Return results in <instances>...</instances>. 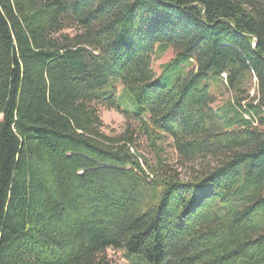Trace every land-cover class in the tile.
Returning a JSON list of instances; mask_svg holds the SVG:
<instances>
[{
    "label": "trees",
    "instance_id": "obj_1",
    "mask_svg": "<svg viewBox=\"0 0 264 264\" xmlns=\"http://www.w3.org/2000/svg\"><path fill=\"white\" fill-rule=\"evenodd\" d=\"M0 115V264H264V0H0Z\"/></svg>",
    "mask_w": 264,
    "mask_h": 264
},
{
    "label": "rangeland",
    "instance_id": "obj_2",
    "mask_svg": "<svg viewBox=\"0 0 264 264\" xmlns=\"http://www.w3.org/2000/svg\"><path fill=\"white\" fill-rule=\"evenodd\" d=\"M68 33H73L72 31ZM174 51L169 50L165 54H156L153 56V69L156 72L157 76L161 74L162 66L172 60L174 58ZM117 88V94H118V101L122 104V108L120 110L116 109H105V108H99L100 111V117L103 122V130L106 134L110 136H115L122 134L127 128L133 127V129L137 128L139 125V122L136 121L132 115L130 114L131 111V101L132 96L127 93V91H123V87L120 83H116ZM221 89H217L216 85L212 86V94L216 96V104L214 105V108L218 110L219 112H223L224 109L219 108H225L229 99L231 98V94L229 93L228 89L226 87L220 86ZM255 80L252 84V92L251 97L255 95ZM128 105V106H127ZM129 107V108H128ZM2 120V116L0 115V121ZM140 147L144 150L143 152L148 156L152 157L151 154H147L149 152L148 147L146 146L145 141L140 142ZM171 141L168 139L166 143H164L165 147H168L170 145ZM170 150V149H169ZM182 175L188 177V174L182 170ZM106 255L109 259L114 261L116 264H135L131 262L129 258H131L133 261L138 260L139 257L133 256L131 254L127 255V252L122 249H108L106 252ZM129 256V258H128Z\"/></svg>",
    "mask_w": 264,
    "mask_h": 264
}]
</instances>
